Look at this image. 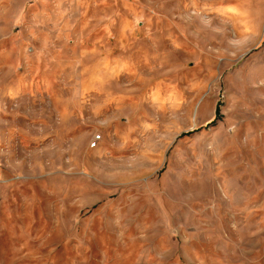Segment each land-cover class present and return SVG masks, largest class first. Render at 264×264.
I'll list each match as a JSON object with an SVG mask.
<instances>
[{
	"label": "rangeland",
	"instance_id": "rangeland-1",
	"mask_svg": "<svg viewBox=\"0 0 264 264\" xmlns=\"http://www.w3.org/2000/svg\"><path fill=\"white\" fill-rule=\"evenodd\" d=\"M0 264H264V0H0Z\"/></svg>",
	"mask_w": 264,
	"mask_h": 264
},
{
	"label": "trees",
	"instance_id": "trees-1",
	"mask_svg": "<svg viewBox=\"0 0 264 264\" xmlns=\"http://www.w3.org/2000/svg\"><path fill=\"white\" fill-rule=\"evenodd\" d=\"M218 111V110H217Z\"/></svg>",
	"mask_w": 264,
	"mask_h": 264
}]
</instances>
